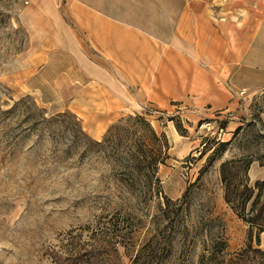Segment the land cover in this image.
<instances>
[{
    "label": "rangeland",
    "instance_id": "1",
    "mask_svg": "<svg viewBox=\"0 0 264 264\" xmlns=\"http://www.w3.org/2000/svg\"><path fill=\"white\" fill-rule=\"evenodd\" d=\"M34 2L0 0V264H52L69 232L86 233L118 211L130 216L136 242L154 249L152 264H230L249 244L264 250V233L259 243L255 231L250 238L224 201L220 175L225 160L263 154L264 95L236 135L238 127L210 135L202 119L188 130L184 108L172 102L144 107L146 122L130 114L93 139L58 93L25 88L38 40ZM204 119L225 130L223 117Z\"/></svg>",
    "mask_w": 264,
    "mask_h": 264
},
{
    "label": "crops",
    "instance_id": "2",
    "mask_svg": "<svg viewBox=\"0 0 264 264\" xmlns=\"http://www.w3.org/2000/svg\"><path fill=\"white\" fill-rule=\"evenodd\" d=\"M34 1L25 88L58 93L93 139L172 102L188 130L223 117L233 135L264 95V0ZM248 178L264 168L252 162Z\"/></svg>",
    "mask_w": 264,
    "mask_h": 264
},
{
    "label": "trees",
    "instance_id": "3",
    "mask_svg": "<svg viewBox=\"0 0 264 264\" xmlns=\"http://www.w3.org/2000/svg\"><path fill=\"white\" fill-rule=\"evenodd\" d=\"M137 121H145L142 115H135ZM121 121V120H120ZM176 128L179 127L176 125ZM110 127L108 128V130ZM242 128L238 127L236 135ZM153 135H155L153 133ZM228 143H222L224 148ZM214 155L210 157V161ZM257 161L264 168V152L256 159L240 157L225 160L220 164L221 181L224 184V201L236 215L249 226L252 238L255 231L256 242L264 232V179L249 186L248 170ZM137 229L130 216L121 211L102 217L86 233H68L65 243L50 253L52 264H124L123 255L129 264H152L156 253L147 244L136 242ZM222 242V249L225 248ZM123 250V253H121ZM216 264H223L220 261ZM230 264H264V250L247 245L236 254Z\"/></svg>",
    "mask_w": 264,
    "mask_h": 264
},
{
    "label": "built area",
    "instance_id": "4",
    "mask_svg": "<svg viewBox=\"0 0 264 264\" xmlns=\"http://www.w3.org/2000/svg\"><path fill=\"white\" fill-rule=\"evenodd\" d=\"M243 92H241L242 94ZM199 129L206 131V133H209L210 135H222L224 133V128L215 126L211 121H206L205 119H202Z\"/></svg>",
    "mask_w": 264,
    "mask_h": 264
}]
</instances>
